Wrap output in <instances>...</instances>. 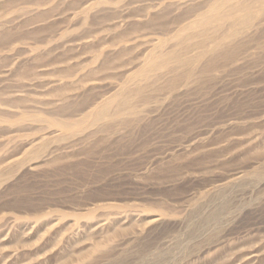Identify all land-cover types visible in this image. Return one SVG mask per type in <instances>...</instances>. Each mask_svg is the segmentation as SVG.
<instances>
[{
	"label": "rangeland",
	"instance_id": "obj_1",
	"mask_svg": "<svg viewBox=\"0 0 264 264\" xmlns=\"http://www.w3.org/2000/svg\"><path fill=\"white\" fill-rule=\"evenodd\" d=\"M0 264H264V0H0Z\"/></svg>",
	"mask_w": 264,
	"mask_h": 264
},
{
	"label": "bare ground",
	"instance_id": "obj_2",
	"mask_svg": "<svg viewBox=\"0 0 264 264\" xmlns=\"http://www.w3.org/2000/svg\"><path fill=\"white\" fill-rule=\"evenodd\" d=\"M213 7H214V6H213ZM212 9H213V8H212ZM210 10H211V9H210ZM211 12H212V11H211ZM206 17H207V16H205V19H208V18H206ZM200 18H201V17H200ZM203 18H204V17H202V20H201V21L204 20ZM205 21H206V20H205ZM205 21H203V22H205ZM203 22H200V23H203ZM162 53H163V52H162ZM145 57H146V56H145ZM150 58H151V57H150ZM145 59H146V58H145ZM146 60H147V59H146ZM148 60H149V59H148ZM154 60H155V59H154ZM147 62H148V61H147ZM150 62H151V61L149 60V63H148L149 66H148V69H149V68H155V67H157V64H156L157 62H156V63H154V61H152L151 63H150ZM160 64H161V66L164 65V64L162 65V63H160ZM146 65H147V64H146ZM150 70H151V69H150ZM107 103H108V102H107ZM124 105H126V103H123V104H122V106H124ZM99 112H100V111H99ZM105 113H106V112H105ZM99 114H100V113H99ZM103 115H104V114H103ZM103 115H102V116H103ZM98 116H100V115H98Z\"/></svg>",
	"mask_w": 264,
	"mask_h": 264
}]
</instances>
